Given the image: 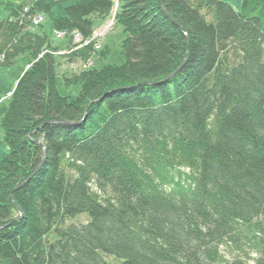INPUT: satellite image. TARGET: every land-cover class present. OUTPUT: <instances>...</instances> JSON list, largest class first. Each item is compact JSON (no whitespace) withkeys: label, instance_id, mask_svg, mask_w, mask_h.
Here are the masks:
<instances>
[{"label":"trees","instance_id":"16d2710c","mask_svg":"<svg viewBox=\"0 0 264 264\" xmlns=\"http://www.w3.org/2000/svg\"><path fill=\"white\" fill-rule=\"evenodd\" d=\"M60 2L0 20V68L30 58L1 120L0 264H264V0H117L125 63L63 76L75 98L54 53L76 33L87 61L114 0Z\"/></svg>","mask_w":264,"mask_h":264},{"label":"rangeland","instance_id":"374dc122","mask_svg":"<svg viewBox=\"0 0 264 264\" xmlns=\"http://www.w3.org/2000/svg\"><path fill=\"white\" fill-rule=\"evenodd\" d=\"M21 1V0H18ZM30 5L33 0H27ZM57 4L54 7V17L59 18L64 16V8L68 6L69 3H62L60 0H56ZM225 3L230 4L235 10L239 11L241 6V0H221ZM16 3H13L11 0H5L0 2V20H3L7 17L9 12ZM118 4L116 5L115 15L117 12ZM113 15L111 13L112 18ZM41 30L47 34L51 35V19L46 17L44 18L43 23L41 24ZM101 31H96L93 35L92 40H97L95 43V51L92 56L87 61H80L77 59H71L72 53L74 51L82 48V45L86 41H82L79 44L74 43L75 49H68L67 51H62L54 53L56 56L55 62V77L54 84L55 88L61 96L68 98H75L79 95L80 87L79 85H70L66 86L63 80V76H72L78 74L80 70H85L89 66L100 70L106 66H122L125 63V58L122 54V43L125 39L123 33V28L119 24L112 27L111 23H106L101 29ZM39 31V29H37ZM58 40H56L57 42ZM84 47V46H83ZM96 47H98L96 49ZM106 47L109 53L107 56L101 53L102 48ZM30 58L27 55L19 56L15 64L10 68H0V161L5 156L7 152V147L4 142V134L1 130V120L7 110L8 100L10 99V94L14 88V84L21 77L22 72L29 68ZM79 222L85 221V217H79L77 219ZM228 254H226L227 256ZM231 258V257H230ZM107 262L110 264H118V261L113 258H107ZM250 264H255L251 262Z\"/></svg>","mask_w":264,"mask_h":264},{"label":"built area","instance_id":"2783aa9c","mask_svg":"<svg viewBox=\"0 0 264 264\" xmlns=\"http://www.w3.org/2000/svg\"><path fill=\"white\" fill-rule=\"evenodd\" d=\"M43 22V16L42 15H35L30 19V28L34 29L36 27H38L41 23ZM56 39L61 40L64 37V33L63 32H54ZM82 42V38L80 37L79 34H74V43L79 44ZM89 42L86 41L83 46H86ZM98 47H96L97 49Z\"/></svg>","mask_w":264,"mask_h":264},{"label":"water","instance_id":"95a60500","mask_svg":"<svg viewBox=\"0 0 264 264\" xmlns=\"http://www.w3.org/2000/svg\"><path fill=\"white\" fill-rule=\"evenodd\" d=\"M114 2H115V4H114V7H113V9H112V15H113V17L108 21L109 23H111L112 25L114 24V17H115V7H116V5H117V0H114ZM86 119V117H84V119L83 120H85Z\"/></svg>","mask_w":264,"mask_h":264},{"label":"crops","instance_id":"0c3cea01","mask_svg":"<svg viewBox=\"0 0 264 264\" xmlns=\"http://www.w3.org/2000/svg\"><path fill=\"white\" fill-rule=\"evenodd\" d=\"M11 1H12L13 3H16V5H17L18 3H20V2H21V1H18V0H11ZM17 81H18V80H17ZM16 83H17V82H16ZM16 83H15V84H16ZM15 84H14V86H13V87H15ZM13 89H14V88H13ZM13 89H12V90H13Z\"/></svg>","mask_w":264,"mask_h":264}]
</instances>
